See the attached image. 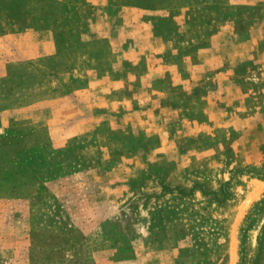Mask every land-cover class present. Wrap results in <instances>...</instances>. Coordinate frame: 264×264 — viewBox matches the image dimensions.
Returning <instances> with one entry per match:
<instances>
[{
    "label": "rangeland",
    "instance_id": "rangeland-1",
    "mask_svg": "<svg viewBox=\"0 0 264 264\" xmlns=\"http://www.w3.org/2000/svg\"><path fill=\"white\" fill-rule=\"evenodd\" d=\"M112 9L124 16L118 32L105 20L104 39L85 38L88 70L99 61L133 80L149 69L144 87L163 77L168 93L145 114L167 105L172 122L152 114L144 129L169 139V160L143 152L157 139L136 125L117 132L112 118L99 137L85 94L50 122L16 119L48 93L50 66L36 75L35 64L18 65L34 37L18 32L23 18L0 16V264H264V0H107ZM219 86L238 96L244 129L217 136L238 139L220 162L191 160L210 129L196 125L202 96Z\"/></svg>",
    "mask_w": 264,
    "mask_h": 264
},
{
    "label": "crops",
    "instance_id": "crops-1",
    "mask_svg": "<svg viewBox=\"0 0 264 264\" xmlns=\"http://www.w3.org/2000/svg\"><path fill=\"white\" fill-rule=\"evenodd\" d=\"M90 2L92 5H90ZM106 2L107 0H0V16H5L8 13L10 15L16 14L18 17L23 18L22 24L18 23V27H20L17 29L18 32L32 34L34 37V41L30 45V49L34 51L29 56L25 55L19 58L17 64H35L33 69L36 75L37 70L35 67H43L46 62L50 66L48 72L50 88L48 93L41 95L42 92H40L38 95L39 99L20 106L18 110L19 117L16 119L19 121L24 120L30 124V122H50L51 119L62 114L66 116V114L68 115L67 112L71 110L72 95L81 93L88 97L89 109L95 111L91 120L94 121V124L91 126L97 130L99 137L102 139H104V136L100 134V130L109 128V126L111 128L110 124H113V119H115L116 125L112 126L117 132H124L128 128L130 129V126L136 125L145 135L155 136L152 137L155 140L158 138L154 135L156 131L144 129L148 125L152 126L153 119L151 115H154V120L161 116L159 117L161 118V123L164 121L163 124H171L172 121L169 118L167 105L160 106L157 109L161 110L159 116L154 113L149 116L146 115L148 114L147 109L152 110L150 107L152 106V98L158 95L163 98L168 93L163 88L165 85L162 83V76H153L149 86L144 87L139 81L141 77L149 75V69H146L138 76L131 74L133 80L126 75L123 76L122 73H109V75H106L105 70L102 71L98 67L99 61H96V71L94 69L88 70L89 64L87 62H90V60L86 59L87 53L83 52V49L86 48L84 43L88 42L85 38L104 39L106 36L105 20L112 23L110 32L117 33L124 17L122 11L115 9L105 10ZM74 34H78L77 36L75 35V41ZM219 34L220 32H217L212 38L214 39ZM114 36L108 35L109 38H115ZM248 42L251 43L249 40ZM211 43L213 44L214 42L211 40ZM118 45L116 47L119 49L123 48L119 43ZM74 48L82 50L77 53L76 57H74ZM91 63H93V60ZM84 71L85 73H83ZM74 72L77 74L76 77H74ZM34 80H41V78L36 76ZM74 81L76 82L75 85ZM79 82L80 84L78 85ZM135 82L138 86L137 89H140H134ZM155 82H160V86L154 87ZM62 99H64V103L57 108ZM202 99L206 100V103L200 107L202 114L204 113V118L200 121L198 120L196 125L198 129H202L201 124L206 123L210 129L207 132L208 135L200 132L198 140L192 142L194 144L192 147L195 150L191 154L190 159L194 161H203L205 159L210 162H220L221 157L226 158L227 156L229 151L227 144L229 143L220 141L217 136L224 134L223 137H225L226 132L228 135L233 131L241 132L244 129V126L234 124V114H236L238 109L235 101L238 100V96L235 92L228 90L227 87L222 88L219 86L210 91L207 96H202ZM138 106L140 107L139 109ZM198 109L199 103L196 100V106L191 112H196ZM195 117L198 118L197 115ZM177 118V123H181L188 118L193 119L185 116H182L181 119ZM204 136H208L210 141L208 144L201 142V137ZM223 137L222 139H225ZM113 140L119 143L118 140ZM158 141L159 143H157ZM173 141L175 143L177 140ZM237 141L238 139L233 137V142L229 146L231 145L235 148ZM104 143L106 145L110 144L109 141H104ZM169 143V139H157L154 147H149L143 152L149 154V152L160 149L161 160H169L168 151H166ZM222 146L225 147L222 149ZM206 151H210L208 159L202 156ZM217 153L220 156L217 157ZM129 157L136 161L135 164L139 158L137 153ZM121 158L123 159L122 156Z\"/></svg>",
    "mask_w": 264,
    "mask_h": 264
}]
</instances>
